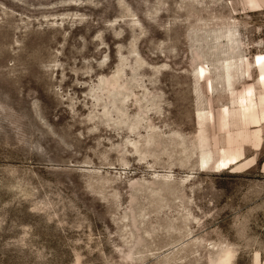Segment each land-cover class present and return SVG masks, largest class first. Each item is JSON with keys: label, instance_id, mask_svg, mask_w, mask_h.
<instances>
[{"label": "rangeland", "instance_id": "1", "mask_svg": "<svg viewBox=\"0 0 264 264\" xmlns=\"http://www.w3.org/2000/svg\"><path fill=\"white\" fill-rule=\"evenodd\" d=\"M258 55L264 0H0V264H264Z\"/></svg>", "mask_w": 264, "mask_h": 264}, {"label": "bare ground", "instance_id": "2", "mask_svg": "<svg viewBox=\"0 0 264 264\" xmlns=\"http://www.w3.org/2000/svg\"><path fill=\"white\" fill-rule=\"evenodd\" d=\"M263 59H264V56L258 55L257 58H256V61H257L258 64H262ZM261 75H262V79H263V82H264V71H262ZM263 86H264V84H263ZM248 92H249L250 95H252L253 91L251 89H249Z\"/></svg>", "mask_w": 264, "mask_h": 264}]
</instances>
